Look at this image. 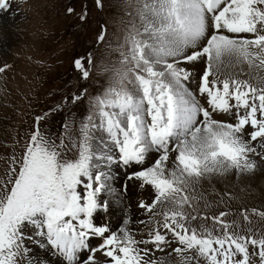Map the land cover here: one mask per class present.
Listing matches in <instances>:
<instances>
[{
	"label": "snow or ice",
	"instance_id": "1",
	"mask_svg": "<svg viewBox=\"0 0 264 264\" xmlns=\"http://www.w3.org/2000/svg\"><path fill=\"white\" fill-rule=\"evenodd\" d=\"M138 4L140 27L131 26L120 56L128 67L92 98L90 114L67 136L71 149L64 135L42 131L45 117H37L22 157L0 177V264H20L22 254L29 264H46L30 255L26 242L51 251L61 264H170L153 258L168 248L181 264H264V234L234 228L226 212L185 211L192 207L190 183L233 169L251 172L254 155L264 160V86L239 78L246 66L255 73L250 79L264 81V0ZM10 7V0H0V12ZM200 61L204 70L193 90V71L180 65ZM86 63L74 61L84 79ZM113 165L130 169L120 194L131 181L154 190L149 202L136 205L156 224L147 238L137 239L128 219L118 231L95 222V214L109 208L102 197L117 192ZM242 215L250 222L248 210Z\"/></svg>",
	"mask_w": 264,
	"mask_h": 264
},
{
	"label": "rangeland",
	"instance_id": "2",
	"mask_svg": "<svg viewBox=\"0 0 264 264\" xmlns=\"http://www.w3.org/2000/svg\"><path fill=\"white\" fill-rule=\"evenodd\" d=\"M10 4L9 10L0 12V66L5 67V71L0 73V177L5 175L13 158L19 161L22 157L37 117H45L40 122L42 131L53 138L64 135L65 144L71 149L67 136L75 134L80 122L90 114L92 98L102 94L110 83H115L119 74L128 67L120 62L121 53L126 54L127 50L126 35L132 25L139 28L141 23L137 14L138 0H99V5L97 0H10ZM102 30L103 40L100 41L98 37ZM77 58L90 60L86 63L90 72L87 79L82 78L74 68ZM180 66L192 70L194 81L199 83L198 68H189L187 63ZM250 76H255V73L241 72L239 78L258 86L264 83L250 79ZM191 88L195 90L197 87L191 85ZM76 95L81 98L71 102L70 98ZM200 99L204 103L203 98ZM65 125L71 133L64 128ZM67 155L74 156L75 150L68 151ZM155 155H150L148 164ZM252 159L256 162L255 169H260L255 177L247 176L250 172L238 173L233 169L211 173L194 184L190 183L186 194L192 201V207H186L185 211L190 215L209 217L226 212L225 220L231 222L234 216L237 223L234 228L238 226L245 233L252 229L260 234L264 228L262 218L251 214L249 222L242 215L244 210H248L249 214L252 209L264 211V160L255 155ZM128 171L130 169L113 165L116 177L113 186L119 187L115 188V195L102 197L110 204L109 208L98 211L94 219L97 224H108L118 231L130 212L135 211L139 215V224L133 234L137 239H144L156 224L150 221L151 214L130 203L129 197L140 195L138 200L143 197L145 201L144 196L149 195L151 199L150 187L140 188L139 182L131 181L128 192L120 194L119 189ZM117 195L118 201L115 199ZM221 207L224 209L218 211ZM231 207L237 212L231 211ZM163 210L160 209L161 212ZM125 211L120 227L116 226L118 215ZM161 219V216L155 217V220ZM206 223L212 226L211 220ZM97 242L93 240L92 243ZM172 246H176L175 242ZM25 247L31 249L32 257L43 259L46 264H61L52 256L54 254L41 250L34 243L26 242ZM170 251V248L164 252L157 251L153 258H165L170 264H181L175 254L168 256ZM18 259L20 264H29L26 255L22 254Z\"/></svg>",
	"mask_w": 264,
	"mask_h": 264
},
{
	"label": "bare ground",
	"instance_id": "3",
	"mask_svg": "<svg viewBox=\"0 0 264 264\" xmlns=\"http://www.w3.org/2000/svg\"><path fill=\"white\" fill-rule=\"evenodd\" d=\"M122 46V45H121ZM120 46V47H121ZM187 65H189V66H187V67H189V68H198L199 69V71H200V73L201 72H203V70H204V63L202 62V61H200V62H196L195 64H192V63H187ZM245 68H246V66H245ZM198 71V72H199ZM191 85H195L196 87H197V84H196V82L194 81ZM194 90V89H193ZM215 118L217 119V120H228V115H226V114H215ZM261 165V164H260ZM121 167V166H120ZM127 170V169H126ZM259 171H260V169H254L253 171H251L250 172V174L249 175H247V176H252V177H255L258 173H259ZM120 174V173H119ZM115 175V174H114ZM126 175V174H125ZM123 179V178H122ZM117 184H119V182L117 183ZM115 186V185H114ZM118 187H119V185H118ZM115 195V194H114ZM123 195V194H122ZM111 196V195H110ZM126 196V195H125ZM136 196H138V195H134V196H130L129 197V202L131 203V202H133V203H135L136 205L138 204V198L137 199H135V197ZM114 198V197H113ZM126 198V197H125ZM126 200H127V198H126ZM118 201V200H117ZM116 201V202H117ZM127 202V201H126ZM125 202V203H126ZM125 203H123V204H125ZM129 203V204H130ZM112 204V203H111ZM134 204V205H135ZM110 205V204H109ZM134 205H133V207H134ZM136 208V207H135ZM123 210V209H122ZM136 210H138V208L136 209ZM112 211V210H111ZM127 211V210H126ZM126 211H125V213H120L119 215H118V217H117V219H116V221H115V225L116 226H119L120 227V219H121V217H124L125 216V214H126ZM138 212V211H137ZM141 212V211H140ZM145 212V211H144ZM111 213V212H110ZM98 214V213H97ZM141 214V213H140ZM146 214V213H145ZM113 215V214H112ZM129 215V214H128ZM148 215V214H147ZM139 215H137L136 213H135V211H132V212H130V218L129 217H127L128 218V220H129V223H128V225H127V227L133 232V231H135L136 230V227L138 226V224H139V222H138V217ZM111 217V216H110ZM133 217L135 218V219H133ZM132 218V219H131ZM100 220V219H99ZM112 220H114V218L112 219ZM136 221V222H135ZM106 222V221H105ZM103 223V222H102ZM107 223V222H106ZM99 224V223H98ZM118 227V228H119ZM122 227V226H121ZM115 229V228H114ZM98 243V242H97ZM94 244H96V243H94ZM28 245V244H27ZM32 248V247H31ZM42 255V254H41ZM46 256V255H45ZM57 263V262H56Z\"/></svg>",
	"mask_w": 264,
	"mask_h": 264
}]
</instances>
